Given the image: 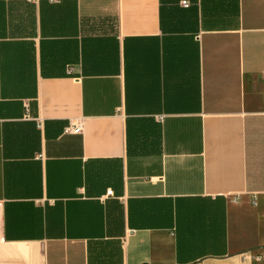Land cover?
Here are the masks:
<instances>
[{"label": "crops", "instance_id": "1", "mask_svg": "<svg viewBox=\"0 0 264 264\" xmlns=\"http://www.w3.org/2000/svg\"><path fill=\"white\" fill-rule=\"evenodd\" d=\"M263 72L264 0H0V264H264Z\"/></svg>", "mask_w": 264, "mask_h": 264}, {"label": "built area", "instance_id": "2", "mask_svg": "<svg viewBox=\"0 0 264 264\" xmlns=\"http://www.w3.org/2000/svg\"><path fill=\"white\" fill-rule=\"evenodd\" d=\"M182 4H186L185 1H182ZM261 80L263 81L264 84V72L261 74ZM71 132H80L81 131V125L79 124H75L73 125L72 128L69 129ZM106 194H112L111 189H107L106 190ZM263 197H264V193H263ZM2 206V201L0 200V207Z\"/></svg>", "mask_w": 264, "mask_h": 264}]
</instances>
